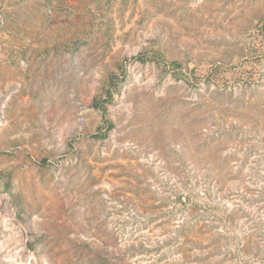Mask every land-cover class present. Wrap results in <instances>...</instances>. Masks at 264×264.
<instances>
[{
    "label": "rangeland",
    "instance_id": "rangeland-1",
    "mask_svg": "<svg viewBox=\"0 0 264 264\" xmlns=\"http://www.w3.org/2000/svg\"><path fill=\"white\" fill-rule=\"evenodd\" d=\"M0 264H264V0H0Z\"/></svg>",
    "mask_w": 264,
    "mask_h": 264
}]
</instances>
